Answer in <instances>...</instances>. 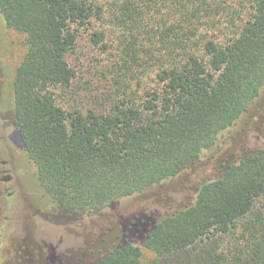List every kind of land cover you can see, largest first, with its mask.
Listing matches in <instances>:
<instances>
[{
    "label": "trees",
    "instance_id": "obj_1",
    "mask_svg": "<svg viewBox=\"0 0 264 264\" xmlns=\"http://www.w3.org/2000/svg\"><path fill=\"white\" fill-rule=\"evenodd\" d=\"M227 2L0 0L27 46L1 96L63 219L102 214L195 168L260 97L264 0ZM84 34L108 59L103 89L80 105L69 58ZM147 219L128 220L126 239L94 264H144L148 252L149 264H264V146L222 162L191 203Z\"/></svg>",
    "mask_w": 264,
    "mask_h": 264
},
{
    "label": "rangeland",
    "instance_id": "obj_2",
    "mask_svg": "<svg viewBox=\"0 0 264 264\" xmlns=\"http://www.w3.org/2000/svg\"><path fill=\"white\" fill-rule=\"evenodd\" d=\"M239 4L240 0L227 2L232 11ZM26 51L25 35L8 28L0 15L1 111H12L13 105L1 96V91L13 83L15 69ZM107 59L108 55L89 43L87 34L81 37L77 51L69 58L78 72L77 81L70 92L80 105L94 101L103 89L104 83L100 79L104 80L102 71ZM10 131L12 133L14 130ZM6 144L5 139L0 140L3 156L11 159L12 164L20 163L28 168L24 175L17 177L24 178L36 194L29 197L18 191L14 196H8L7 192L0 190V264H56L58 261L61 264H94L126 239L124 232L128 220L142 215L148 218L149 228L152 221L191 203L199 185L218 176L219 167L226 159H239L264 146V90L242 118L222 134L217 145L203 155L198 166L129 197L99 215L63 219L58 208L46 198L26 152L11 140L8 147ZM25 196L35 201V208L23 206L22 198ZM145 255L144 264H149L155 258L151 252Z\"/></svg>",
    "mask_w": 264,
    "mask_h": 264
},
{
    "label": "flooded vegetation",
    "instance_id": "obj_3",
    "mask_svg": "<svg viewBox=\"0 0 264 264\" xmlns=\"http://www.w3.org/2000/svg\"><path fill=\"white\" fill-rule=\"evenodd\" d=\"M11 129H13L14 131L12 133H9L11 132ZM1 139H5L7 144L8 142L10 143L11 140L15 145L20 147L17 131L15 130V123L12 111L0 110V140ZM13 150L14 149H12V151ZM14 161L16 162V160ZM27 171L28 168L20 163H18L17 165L13 162L12 164L11 159L5 158L3 156L2 149H0V190L3 193L7 192L8 196H14L18 191H20L22 195L23 193H25L29 197L34 196L36 194L35 189H32L31 185L28 187V184L24 180V178L21 179L20 177H17L19 176V174L24 175ZM28 196L22 198L23 206L35 208V201L29 199Z\"/></svg>",
    "mask_w": 264,
    "mask_h": 264
}]
</instances>
